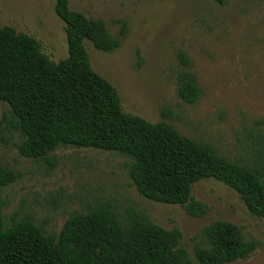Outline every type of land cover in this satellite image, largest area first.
<instances>
[{
  "label": "rangeland",
  "instance_id": "obj_1",
  "mask_svg": "<svg viewBox=\"0 0 264 264\" xmlns=\"http://www.w3.org/2000/svg\"><path fill=\"white\" fill-rule=\"evenodd\" d=\"M69 7L102 18L119 37L110 52L88 40L84 47L92 68L116 88L125 113L167 121L230 160L253 163V133L264 129V0H225L223 5L213 0H69ZM0 25L36 38L53 61L67 56L64 22L54 0H0ZM179 52L189 58L188 69L200 88L192 103L178 96L177 77L186 69ZM9 120V105L0 100V165L16 173L0 190L7 223L12 216L29 215L46 233L57 234L72 214L110 203L121 221L140 212L166 229L178 228L180 245L199 264L193 250L203 227L226 220L257 246L247 258L223 264H264V218L250 213L223 182L194 183L191 196L207 211L193 216L180 204L140 195L128 175L131 159L116 151L60 145L46 158L21 155L22 136Z\"/></svg>",
  "mask_w": 264,
  "mask_h": 264
},
{
  "label": "trees",
  "instance_id": "obj_2",
  "mask_svg": "<svg viewBox=\"0 0 264 264\" xmlns=\"http://www.w3.org/2000/svg\"><path fill=\"white\" fill-rule=\"evenodd\" d=\"M223 5L225 0H213ZM64 22L67 56L51 60L40 42L12 26L0 25V100L10 108V126L22 140L21 155L46 158L60 145L116 151L131 159L128 175L137 192L155 202L180 204L193 216L206 205L191 196L200 179L214 178L234 189L250 213L264 218V129L253 133L256 158L251 164L220 155L208 142L180 134L167 121L151 122L125 113L116 88L91 66L84 41L110 52L119 45L102 18L71 9L69 0H54ZM125 31L121 22L120 35ZM178 74L181 100L200 95L195 74ZM165 113H163L164 115ZM16 173L0 165V190ZM0 196V264H194L180 245L181 231L166 229L140 212L119 220L110 203L74 213L57 234L46 233L29 215L7 223ZM194 245L199 264H223L247 258L257 242L244 239L238 225L215 220L203 227Z\"/></svg>",
  "mask_w": 264,
  "mask_h": 264
}]
</instances>
